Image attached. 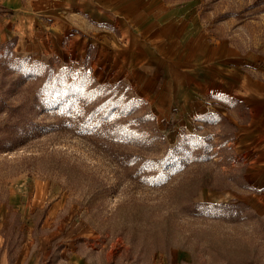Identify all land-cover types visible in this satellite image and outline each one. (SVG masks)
I'll list each match as a JSON object with an SVG mask.
<instances>
[{"label": "rangeland", "instance_id": "374dc122", "mask_svg": "<svg viewBox=\"0 0 264 264\" xmlns=\"http://www.w3.org/2000/svg\"><path fill=\"white\" fill-rule=\"evenodd\" d=\"M162 1L191 3L214 40L264 61V0ZM50 48L0 39V249L264 264V187L247 174L253 152L230 144L235 127L174 128L125 83Z\"/></svg>", "mask_w": 264, "mask_h": 264}, {"label": "crops", "instance_id": "0c3cea01", "mask_svg": "<svg viewBox=\"0 0 264 264\" xmlns=\"http://www.w3.org/2000/svg\"><path fill=\"white\" fill-rule=\"evenodd\" d=\"M0 6V39L39 38L64 61L88 60L91 70L125 83L174 128L210 132L213 118L229 121L236 129L230 144L253 152L251 184L264 187V61L214 40L191 3L3 0ZM53 254L40 246L0 249V264H92L86 251H57L56 260Z\"/></svg>", "mask_w": 264, "mask_h": 264}]
</instances>
